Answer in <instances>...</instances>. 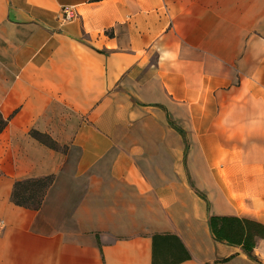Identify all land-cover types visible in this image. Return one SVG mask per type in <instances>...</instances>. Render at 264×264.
Listing matches in <instances>:
<instances>
[{"label":"crops","instance_id":"obj_1","mask_svg":"<svg viewBox=\"0 0 264 264\" xmlns=\"http://www.w3.org/2000/svg\"><path fill=\"white\" fill-rule=\"evenodd\" d=\"M0 114V264L264 263L207 225L264 224V0H0Z\"/></svg>","mask_w":264,"mask_h":264},{"label":"trees","instance_id":"obj_2","mask_svg":"<svg viewBox=\"0 0 264 264\" xmlns=\"http://www.w3.org/2000/svg\"><path fill=\"white\" fill-rule=\"evenodd\" d=\"M5 123L6 119L0 114V130L3 128ZM174 127L182 136H184L183 131L180 128L176 126ZM31 133L37 138L44 139L43 141H46L49 145L53 147L55 146L53 141L42 138L40 133L36 131H31ZM50 181L51 175L16 180L13 183L10 193L11 200L15 204L36 208L39 205L43 193ZM195 192L206 201V198L201 191L195 189ZM207 225L213 239L239 245L244 253L256 260V257L251 253V250L255 245L256 237L264 236L263 223L243 215L209 213L207 214ZM161 236L170 237V239L175 242V254L170 256L174 259L172 261L167 262V260H160L158 253L156 254V240ZM188 256L189 254L187 250L176 235L170 233L152 235L151 264H173L174 262L187 258ZM226 258H228V256L223 257L221 260Z\"/></svg>","mask_w":264,"mask_h":264},{"label":"built area","instance_id":"obj_3","mask_svg":"<svg viewBox=\"0 0 264 264\" xmlns=\"http://www.w3.org/2000/svg\"><path fill=\"white\" fill-rule=\"evenodd\" d=\"M77 16V11L75 10L74 6L71 4L62 5L60 7V19L61 21L70 20ZM2 223V220H0Z\"/></svg>","mask_w":264,"mask_h":264},{"label":"rangeland","instance_id":"obj_4","mask_svg":"<svg viewBox=\"0 0 264 264\" xmlns=\"http://www.w3.org/2000/svg\"><path fill=\"white\" fill-rule=\"evenodd\" d=\"M187 174H188V172H187ZM191 183V182H190ZM192 184V183H191ZM200 191H202L203 192V190H200ZM204 206H205V200H203V208H204ZM210 248H211V244H210ZM233 255V254H232ZM223 258V256H216L215 258H213V262H225L226 261V259H224V260H221ZM257 262V264L259 263V264H264L260 259H258V261H256ZM252 264V263H251Z\"/></svg>","mask_w":264,"mask_h":264}]
</instances>
